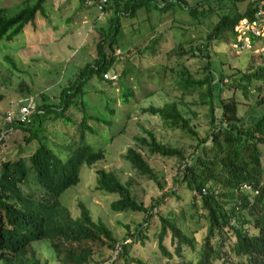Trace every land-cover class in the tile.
<instances>
[{
  "label": "rangeland",
  "instance_id": "1",
  "mask_svg": "<svg viewBox=\"0 0 264 264\" xmlns=\"http://www.w3.org/2000/svg\"><path fill=\"white\" fill-rule=\"evenodd\" d=\"M34 1L0 0V6L7 15H11L32 5ZM125 1L116 0L115 4L108 0L104 10L99 9L94 1L82 6L80 0H47L44 13L38 14L34 23L27 24L11 40H0V93L4 95L0 101V137L3 138L0 143V162L18 156L27 159L28 176L22 185L25 193L49 199L39 193L41 188L36 183L28 159L37 141L27 143L24 138L28 134L18 127L11 128V123L5 120L7 112L13 109L11 102L33 98L36 106L46 101L57 103L61 89L74 81L82 66L95 60L96 42L107 29L115 7L122 8ZM185 1L188 6L200 2ZM152 3L148 10L139 8L134 16L121 18L122 27L115 48L118 58L108 71L109 77L115 75L116 79L107 78L110 80L107 82L92 78L66 111L69 120L47 119L39 136L45 138L62 160L81 142L91 145L95 150L104 151L102 160L92 165L83 164L79 182L59 196V202L68 210L70 220L79 217L78 202H83L93 219L105 222L120 243L124 239L131 242L129 256L138 257L147 264H171L173 262L159 252L157 244L159 217L167 216L186 234L197 238L194 250L186 246L183 259L173 258L174 262L188 264L190 260L197 259L200 242L208 231V221L198 197L195 198L193 192L178 178L183 163L189 162L192 154L196 155L201 139L208 138L211 124L208 107L201 103L204 90L182 94L177 87V82L187 75L193 79L202 78L207 58L201 53L198 57L179 56L178 51L180 46L188 49L204 43L211 22L217 17L213 15L198 21L178 7L161 11L158 5L162 0H153ZM209 4L213 8L220 7L230 15L235 14L237 5L241 10L245 6V2H236L234 5L233 0H209ZM232 43L231 40H214L209 47L214 71L218 73L221 70L228 75L221 89L217 86L214 88L213 95L222 98L234 96L239 103L241 125L247 127L264 113V83L261 92H258L255 90L258 82H253L245 94L235 85L239 75L236 70H245L250 64L262 63L264 50L260 51V46H257L254 49L243 48L241 53H236ZM123 70L126 75L119 76ZM125 87L132 92L128 102L121 99ZM170 101L178 104L197 136L169 129L158 116L143 112L146 107L162 106ZM258 101L260 104H257ZM85 114L94 115L110 124L88 119L90 128L81 131ZM14 115H18L17 108L14 109ZM143 128L153 131L160 142L180 148L184 154V161H180L177 158L156 156L144 147L139 148L158 173L161 187L140 174L123 157L126 149L135 144L134 137L143 135ZM210 143L211 139H207L204 145ZM260 148L264 166V145ZM99 168L114 172L121 182L129 181L133 195L148 208L151 216L142 212L113 211L110 203L117 195L95 187L96 170ZM158 199L160 204L155 206ZM138 231L142 237L129 235H135ZM216 241L217 236L210 239L213 244ZM164 243L173 252L170 234L165 237ZM32 247L40 262L60 264L57 253L48 241H35ZM214 263L222 264L220 261ZM89 264L124 262L119 258L117 249L103 247L93 255Z\"/></svg>",
  "mask_w": 264,
  "mask_h": 264
},
{
  "label": "trees",
  "instance_id": "2",
  "mask_svg": "<svg viewBox=\"0 0 264 264\" xmlns=\"http://www.w3.org/2000/svg\"><path fill=\"white\" fill-rule=\"evenodd\" d=\"M94 3L98 0H92ZM114 1L116 0H109ZM47 0H35L14 14L7 15L0 6V40H11L20 34L25 26L34 23L38 14L44 13ZM108 0L102 5V9ZM153 0H126L123 7H115L114 16L102 32L95 44V60L82 66L73 82L64 86L59 94L58 102H43L36 106L29 123L12 122L11 128L18 127L28 135L24 140L29 143L37 141V146L28 159L33 169L36 183L41 188L40 194L49 199L31 193H25L22 185L27 181V159L16 157L0 162V264H47L37 258L32 243L48 241L57 253L60 264H89L93 255L103 247L117 249L119 258L124 264H147L138 257L129 256L131 242H119L109 226L102 220H94L89 209L83 202H78L79 217L70 220L68 210L59 202V196L80 180V169L83 164L92 165L104 158L102 149H93L87 143H79L69 156L62 160L53 152L44 137L39 136L47 119L69 120L65 114L84 91V86L92 79L107 81L104 74L108 73L118 55L115 48L118 45V35L123 16H134L139 8L150 9ZM245 2L244 9L235 7L233 15L223 12L220 7L213 8L209 0H200L194 6H188L185 0H162L158 5L161 11L174 7L187 12L192 18L202 21L215 15L217 19L211 22L205 42L201 45L180 49L179 56L206 57L203 66L204 76L193 79L182 77L177 87L182 94L204 90L201 93V103L207 105L211 124L208 138L201 139L197 145L198 152L192 154L189 162L183 163L178 181L198 197L201 208L208 221V231L200 242L196 260L188 264H264V166L262 165L261 145H264V113L258 119L243 127L239 115V103L234 96L222 98L213 95L214 88L223 86L226 74L218 73L212 68L209 47L214 40L235 41V25L244 17H252L254 7L251 0H233ZM84 6V0H80ZM257 38L252 36L253 47L257 46ZM201 53V55H199ZM7 60L12 63L10 58ZM263 62L250 64L245 70H236L239 74L237 88L245 94L248 86L258 82L255 90L261 92L264 83ZM122 71L119 76H125ZM121 99L128 102L131 90L125 87ZM4 95L0 93V101ZM217 99V100H216ZM218 102V103H217ZM260 104V101L257 102ZM113 113V109L109 107ZM151 115L158 116L169 129H178L189 136H197L190 120L184 116L175 101L166 102L162 106H149L143 109ZM97 123L110 122L94 115H84L81 126L87 130V120ZM143 135L134 137L135 144L129 146L123 157L140 174L153 180L159 187L161 183L156 170L149 164L139 148H146L153 155L167 158H177L184 161L182 150L175 146L164 144L157 140L153 131L143 128ZM83 137V133H81ZM211 139L210 145H204ZM3 138L0 137V143ZM250 184L260 188L258 194L241 190L242 184ZM219 189H216L219 186ZM96 189L115 194L117 198L110 203L113 211L142 212L148 217V208L133 195L129 181L121 182L112 172L99 168L96 170ZM160 204V199L155 206ZM248 211L249 214L246 212ZM227 233V236H226ZM170 234L174 244L171 252L164 243ZM130 236H141V232L129 233ZM217 236V241L210 242ZM146 238V237H145ZM197 238L186 234L174 220L160 215L157 244L162 256L168 258L171 264L173 258L183 259L186 246L194 250Z\"/></svg>",
  "mask_w": 264,
  "mask_h": 264
},
{
  "label": "built area",
  "instance_id": "3",
  "mask_svg": "<svg viewBox=\"0 0 264 264\" xmlns=\"http://www.w3.org/2000/svg\"><path fill=\"white\" fill-rule=\"evenodd\" d=\"M106 0H98L96 5L99 9H102V5ZM254 11L252 17H244L239 20L235 25L234 31L236 32L235 41L232 43V47L236 53H241L243 48L254 49L251 43V37L257 38V46H260L259 50H264V0H251ZM92 0H84V4H91ZM255 46V47H257ZM104 77L110 79H116L113 75L109 77L108 73L104 74ZM12 110H9L6 114L5 120L9 124L12 122L29 123L32 119L33 113L36 111V104L33 98L21 99L16 102H11ZM18 109V115H14V109ZM264 187V183L262 185ZM241 190L251 191L254 194H258L260 188H255L250 184H242Z\"/></svg>",
  "mask_w": 264,
  "mask_h": 264
}]
</instances>
